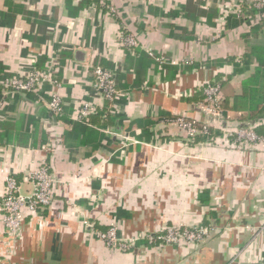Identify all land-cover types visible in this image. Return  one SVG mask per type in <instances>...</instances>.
<instances>
[{
	"label": "crops",
	"instance_id": "obj_1",
	"mask_svg": "<svg viewBox=\"0 0 264 264\" xmlns=\"http://www.w3.org/2000/svg\"><path fill=\"white\" fill-rule=\"evenodd\" d=\"M255 1L0 0V74L25 76L53 59L62 101L56 117L48 85L0 93V200L9 174L29 194L42 159L55 180L53 208L25 217L16 240L0 214V264H264V110L248 120L238 103L257 64L235 73L227 63L263 44L264 8L243 11ZM237 9L245 15L233 26ZM121 30L135 37V48L120 46ZM98 65L115 78L109 109L93 88ZM218 74L227 82L223 128L254 122L257 142L221 135L190 143L175 121L161 119L205 122L200 102L184 100ZM84 103L96 110L88 124L73 118ZM105 108L108 119L99 117ZM85 221L124 237L172 226L216 232L194 245L139 242L120 253Z\"/></svg>",
	"mask_w": 264,
	"mask_h": 264
},
{
	"label": "built area",
	"instance_id": "obj_2",
	"mask_svg": "<svg viewBox=\"0 0 264 264\" xmlns=\"http://www.w3.org/2000/svg\"><path fill=\"white\" fill-rule=\"evenodd\" d=\"M255 9L264 8V0H256L251 6ZM250 8V7H248ZM112 12V11H111ZM237 14H243V11L237 9ZM119 44L123 48H135L136 39L132 35H119ZM57 63L51 59L44 70L33 69L25 76L0 77V93H37L42 92L45 85L50 86L47 92L50 96L48 109L51 113L60 117L62 115V101L59 94V83L54 79L57 72ZM94 83L93 88L104 101L112 103L117 95V88L114 75L99 66L93 68ZM205 101L200 103L198 108L205 116L213 118L212 122L205 120L202 130H197L192 123L185 121V116H179L175 120L180 131L190 140L198 134H207L209 126L220 128L224 140L234 138V143H255L259 140L252 126L238 128L221 127L222 113L221 102L223 95L218 84L207 83L203 89ZM96 112L95 108L88 103L82 104L75 115L74 120L80 123H88V118ZM195 120V119H193ZM42 159L39 167L30 176L32 191L24 195L20 192L16 177L12 174L4 177V190L0 200V213L2 214V223L5 232L9 238L16 240L22 227L25 217L36 218L37 215L53 208L54 196V177L50 173V165ZM84 225L92 233V236L102 242L109 250L120 253L131 252L139 242L150 244L158 243L160 246L166 245H194L203 242L216 232L212 225L197 226L193 228H184L181 226H172L165 228L163 233L145 234L137 233L128 237L119 236L114 226H110L105 231L98 230L94 223L85 221Z\"/></svg>",
	"mask_w": 264,
	"mask_h": 264
},
{
	"label": "trees",
	"instance_id": "obj_3",
	"mask_svg": "<svg viewBox=\"0 0 264 264\" xmlns=\"http://www.w3.org/2000/svg\"><path fill=\"white\" fill-rule=\"evenodd\" d=\"M93 2H95V1H92V3ZM243 11H247V13H250L251 15L253 13L257 12V10H255V8H253V7L248 8V7H244V6H243ZM244 15L245 14H241L238 17V20H239L238 22L234 20V23H232L233 26L240 23V21H242V19H244ZM225 28L229 29V17L226 19ZM121 35L127 36L128 33L121 30ZM127 49L130 50L132 48H127ZM252 59L255 60L257 67L254 68L253 75L250 76L247 80H245L243 82L241 96L238 100L239 101L238 103L241 106V108L243 109V111L248 113V116H249L248 120L253 121L264 110V40H263V44L261 46L250 47L249 54L247 56H244L241 59L240 63L236 64L235 62H233V60H227V63L233 64V66L235 67V73H236V71H237V73H240L241 70H239V69H242V67H245V66L248 67L250 64H252L253 63ZM99 67H101V66H99ZM103 69L107 70L105 68H103ZM0 77H6V76H3L2 74H0ZM223 77L224 76L222 74H218L213 81L214 84H218L220 86L221 92H222V87L225 85V83H227L226 81H223ZM54 79H56V77H54ZM202 89H203V87L200 88L199 90H197L192 98L185 99L184 101L187 103H190V104L196 103V102L203 103L205 101V96L203 95ZM26 94H30V93H26ZM105 102H106L107 108L109 109L110 102H107V101H105ZM107 108H105V110H103L101 113H99V117L102 116V118H104V119L109 118ZM220 108H221V113H222L221 127H223V123L228 122V119L226 117V111L229 109L228 100H225L223 98L221 105H220ZM164 117L170 121H172V120L175 121L177 118H179V116L178 117L163 116V117H161V119ZM89 119H90V117L88 118V123H89ZM184 119H185V121L192 123L193 126L197 130H200V131L202 130V128H203L202 122L197 121V120H193V119L187 118V117H184ZM254 125H255L254 122L248 124V126H253L254 129L259 127V126H256V125L254 126ZM221 135H222V132H221L220 128H214L213 126H209L207 134H198V135L192 137L189 140V142L190 143H199V142H201V143H212V142H214V140L217 137H220ZM97 229L101 230V231L107 230V228L103 230V229L98 228V227H97Z\"/></svg>",
	"mask_w": 264,
	"mask_h": 264
},
{
	"label": "water",
	"instance_id": "obj_4",
	"mask_svg": "<svg viewBox=\"0 0 264 264\" xmlns=\"http://www.w3.org/2000/svg\"><path fill=\"white\" fill-rule=\"evenodd\" d=\"M75 56H76L77 61H79V62L83 61V53L82 52L77 51ZM198 111L201 112V110H199V109H198ZM205 119L208 120L209 122L213 121V118L208 117V116H205Z\"/></svg>",
	"mask_w": 264,
	"mask_h": 264
},
{
	"label": "rangeland",
	"instance_id": "obj_5",
	"mask_svg": "<svg viewBox=\"0 0 264 264\" xmlns=\"http://www.w3.org/2000/svg\"><path fill=\"white\" fill-rule=\"evenodd\" d=\"M1 214V213H0ZM1 218H2V214H1Z\"/></svg>",
	"mask_w": 264,
	"mask_h": 264
}]
</instances>
